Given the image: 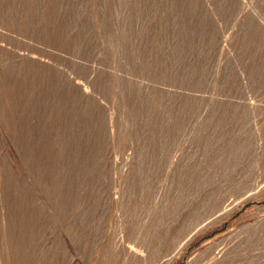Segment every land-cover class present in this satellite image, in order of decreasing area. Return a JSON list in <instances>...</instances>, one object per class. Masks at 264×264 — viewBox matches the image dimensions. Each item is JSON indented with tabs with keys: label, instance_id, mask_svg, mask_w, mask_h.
Wrapping results in <instances>:
<instances>
[{
	"label": "rangeland",
	"instance_id": "rangeland-1",
	"mask_svg": "<svg viewBox=\"0 0 264 264\" xmlns=\"http://www.w3.org/2000/svg\"><path fill=\"white\" fill-rule=\"evenodd\" d=\"M0 264H264V0H0Z\"/></svg>",
	"mask_w": 264,
	"mask_h": 264
}]
</instances>
